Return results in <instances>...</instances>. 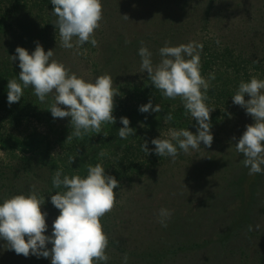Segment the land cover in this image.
I'll use <instances>...</instances> for the list:
<instances>
[{
    "label": "rangeland",
    "instance_id": "374dc122",
    "mask_svg": "<svg viewBox=\"0 0 264 264\" xmlns=\"http://www.w3.org/2000/svg\"><path fill=\"white\" fill-rule=\"evenodd\" d=\"M216 1L209 23L203 24L208 0H101L98 45L64 49L50 0H0V28L12 24L7 39L15 46L0 44V171L10 179L23 160L42 158L48 167L35 168L46 181L59 169L64 175L84 177L89 164H102L106 174L120 182L117 205L102 218L109 237L107 264H125V254L127 264H264V173L249 175L241 163L243 154L235 149L254 120L232 101L242 80L248 82L253 75L264 79V0ZM193 41L203 45L201 74L205 78L215 74L206 101L215 107L210 114L213 143L207 147L201 142L199 150L187 154L178 149L175 161L154 151L146 154L141 144L147 141L153 150L151 140L167 138L169 128L196 134L197 127L179 98H165L141 72V42L157 64L166 42L178 46ZM37 42L45 51L53 50V59L77 76L91 81L103 74L112 76L121 93L115 97V124L103 125L100 134L66 140L72 131L70 118L52 117L51 95L40 102L30 86L19 102L8 104V80H18L20 72L19 61L10 56L18 46L31 53ZM150 99L161 112L139 111ZM169 113L172 119L165 123ZM120 117L130 120L134 136L119 137ZM23 177L16 194L28 185L29 178ZM36 183L37 192L42 184ZM161 208L172 211L166 227L159 223ZM52 209L46 205L42 209L49 213L51 228L59 215ZM13 252L0 240V264L2 254ZM20 261L51 264L50 258L35 255Z\"/></svg>",
    "mask_w": 264,
    "mask_h": 264
},
{
    "label": "clouds",
    "instance_id": "9594fccd",
    "mask_svg": "<svg viewBox=\"0 0 264 264\" xmlns=\"http://www.w3.org/2000/svg\"><path fill=\"white\" fill-rule=\"evenodd\" d=\"M50 2L53 5L52 13L57 18L53 25L58 28L60 47L73 49L86 43H91L93 47L98 45L95 32L103 20L101 0ZM123 18L129 19L127 15H123ZM141 43L138 50L141 72L147 73L151 85L165 98H179L185 114L196 121L197 127L196 134L185 128H169L167 138L151 140L155 146L153 150L148 148L147 141L141 144L142 150L146 154L154 151L159 157L168 156L175 161L178 149L187 154L190 149L199 150L201 142L211 147L214 137L210 114L215 107H209L206 101L209 81L215 79V74L210 73L207 78L201 74L200 50L203 45L193 41L169 46L166 42L159 49L160 62L154 64L152 53ZM15 53L10 59L19 61L20 72L18 80H8L9 105L19 102L24 89L30 86L40 102H45L51 95L53 100L48 110L52 117L70 118L72 131L66 140L83 138L90 132L100 134L103 125L116 123L113 115L115 97L121 93L114 86L111 75H100L94 81L77 76L65 64L53 59V50L45 51L39 42L31 53L19 46ZM246 95L250 97L247 100ZM232 101L245 109L246 114L254 120V123L246 126L235 144L236 151L244 156L241 163L249 169V175L264 173V79L253 75L248 82L242 80ZM161 110L159 104L153 106L151 99L139 107L141 113H159ZM228 115L231 116L230 113ZM171 119V113L167 114L165 123ZM120 123L123 125L118 131L121 139L135 135L136 130L129 127L127 117H120ZM100 155L104 156L105 153L101 152ZM52 184L54 188L63 190L51 195L52 205L59 210L52 223L51 235H45L48 229L47 213L42 211L45 197L33 190L28 194L5 198L0 203V240L17 255L50 258L51 264H107L110 259L107 255L109 237L102 218L116 207L115 190L120 188V182L106 174L102 164L97 163L87 166L84 177L64 175L63 170L59 169L53 176ZM171 215V210L161 208L159 223L166 227ZM49 244L51 248H48ZM123 259L127 264L126 254Z\"/></svg>",
    "mask_w": 264,
    "mask_h": 264
},
{
    "label": "trees",
    "instance_id": "16d2710c",
    "mask_svg": "<svg viewBox=\"0 0 264 264\" xmlns=\"http://www.w3.org/2000/svg\"><path fill=\"white\" fill-rule=\"evenodd\" d=\"M216 3H217L216 0H208V2L206 3L205 9L203 10L204 16L201 19L203 24L209 23V16H210L211 10L215 7ZM3 22H6V21H3ZM7 26L8 27L6 29L0 28V44L5 43V45L9 46V48H13L15 46H13L14 44L13 42H11L12 40L7 39L11 37L10 34H11V31L13 30V26L11 23H8ZM20 166L21 167L19 168L13 169V172H12L13 177L10 179L5 178L6 177L5 172L0 171V183H1L0 184V203H2L5 198H9L13 195H16V191L18 190L17 189L18 181L24 176L26 178L35 180V182L29 179H25L28 185H26V188L20 190L18 193L28 194L31 191H33V188L35 187L34 184L38 185V183L36 182H39V184L41 183L42 186L38 187L39 191H37V193L45 197V202H46L45 205L47 206L49 211H52L53 205L51 203V195H54L57 191H62L63 189H56L53 187L52 174L51 176L47 177L46 181H41V179L39 178V173L36 171L37 168H35L37 166L39 167V170L43 168L46 169L45 167L46 166L48 167V163L44 159L42 160V158H35L32 160H23ZM2 191H7L8 194L1 195ZM45 205L42 206V209L45 207ZM47 214L49 217V213ZM48 217L46 218L48 229L45 235H50L52 233L51 225L48 222V219H51V218L50 217L48 218ZM13 253H14L13 256L9 254L7 255L2 254L1 261H3L4 264H22L20 259L23 255H17L15 252Z\"/></svg>",
    "mask_w": 264,
    "mask_h": 264
}]
</instances>
